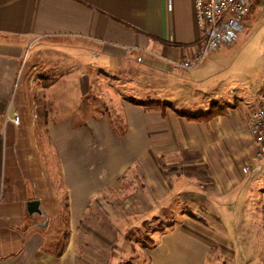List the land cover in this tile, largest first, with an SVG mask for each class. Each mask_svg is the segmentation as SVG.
Here are the masks:
<instances>
[{
	"label": "crops",
	"instance_id": "0c3cea01",
	"mask_svg": "<svg viewBox=\"0 0 264 264\" xmlns=\"http://www.w3.org/2000/svg\"><path fill=\"white\" fill-rule=\"evenodd\" d=\"M205 33L194 0H0V264H120V232L167 205L176 219L145 264H264V170L242 171L264 83L203 111L165 99L198 72L165 60L192 57ZM127 78L161 92L137 100L171 106L117 100Z\"/></svg>",
	"mask_w": 264,
	"mask_h": 264
},
{
	"label": "rangeland",
	"instance_id": "374dc122",
	"mask_svg": "<svg viewBox=\"0 0 264 264\" xmlns=\"http://www.w3.org/2000/svg\"><path fill=\"white\" fill-rule=\"evenodd\" d=\"M243 25V30L239 33L236 42L231 47H223L222 49L210 52L209 56L201 65L190 69L193 70L191 71L192 73L195 70L198 71L192 75V80L182 82L181 85L177 86L174 96L168 95L167 93L169 91L167 90L165 99H169V101L173 102L180 109L203 111L216 99L214 96L216 93H222L227 99L235 101V94L239 95L240 91L259 87V83H264V0H258L255 3L251 12L245 18ZM57 59L59 61V58ZM59 64L61 63H56L57 66ZM57 66L55 68V73L57 74L55 75H59ZM37 74L36 78L42 82V71L38 70ZM132 74L133 77L141 75L140 71H135ZM105 80L104 86H107L108 81L107 79ZM182 80L184 79L182 78ZM114 81L115 79H113L112 83L115 85L116 82ZM145 85H148V82L143 80V78H140L139 81L127 78L120 85H115L116 88L114 90L116 94H114V97L117 100L120 98L125 99V96L133 97L135 100L140 98L156 99L158 97L157 93H161L158 92L155 83H150L149 87ZM231 90L235 94L231 93ZM103 96L106 98V93ZM114 100L112 99L113 107L114 103H116ZM92 101L97 100L92 99ZM106 101L101 99L99 102H93V107H97L100 113H106L108 111L107 109L111 107L109 102ZM87 107L84 105L80 108L87 109ZM259 179H261L259 184H264V172L255 178L254 183ZM253 188L256 189V183ZM169 206H165L163 210L164 218L154 216L140 219L139 221H135L128 229H121L120 236L126 237V242H124V239L118 244L119 248L124 246L123 251L118 250L119 254L116 260H120V264H145L146 255L143 248L151 246L154 242V235L167 229L176 219L172 215L166 216V214L171 212ZM194 218L200 219L195 216ZM41 220H43V217H41ZM62 224H65V222L62 223L61 221ZM230 236L233 238L232 235ZM57 237L61 244L63 234L58 233ZM230 243L232 244V242ZM235 257V254L233 257L230 256L227 262L224 261L223 264H235Z\"/></svg>",
	"mask_w": 264,
	"mask_h": 264
},
{
	"label": "built area",
	"instance_id": "2783aa9c",
	"mask_svg": "<svg viewBox=\"0 0 264 264\" xmlns=\"http://www.w3.org/2000/svg\"><path fill=\"white\" fill-rule=\"evenodd\" d=\"M258 0H194L197 20L206 29L203 45L190 58L165 60L172 73L179 69H191L201 65L209 53L232 46L243 30V22ZM13 121L20 123V116ZM250 130L254 136L256 151L242 167L246 176H253L264 170V94L257 110L250 119Z\"/></svg>",
	"mask_w": 264,
	"mask_h": 264
},
{
	"label": "trees",
	"instance_id": "16d2710c",
	"mask_svg": "<svg viewBox=\"0 0 264 264\" xmlns=\"http://www.w3.org/2000/svg\"><path fill=\"white\" fill-rule=\"evenodd\" d=\"M133 103L135 104H138V105H143L147 108H156L157 106H164V107H167V106H171L170 103H167V102H161V101H157V100H150V101H140V100H135V99H132L131 100ZM180 114L184 115V116H188L190 118H193V119H204V118H208L210 117V113H182L180 112Z\"/></svg>",
	"mask_w": 264,
	"mask_h": 264
},
{
	"label": "water",
	"instance_id": "95a60500",
	"mask_svg": "<svg viewBox=\"0 0 264 264\" xmlns=\"http://www.w3.org/2000/svg\"><path fill=\"white\" fill-rule=\"evenodd\" d=\"M26 206H27V212L29 216L32 217L38 214L43 217L44 211L42 209L41 201L39 199H32V200L27 201ZM46 225H47V221L40 223V226L42 227H46Z\"/></svg>",
	"mask_w": 264,
	"mask_h": 264
}]
</instances>
